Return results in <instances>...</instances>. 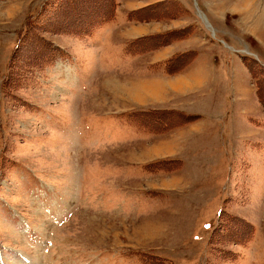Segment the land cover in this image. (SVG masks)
I'll use <instances>...</instances> for the list:
<instances>
[{
  "label": "rangeland",
  "instance_id": "1",
  "mask_svg": "<svg viewBox=\"0 0 264 264\" xmlns=\"http://www.w3.org/2000/svg\"><path fill=\"white\" fill-rule=\"evenodd\" d=\"M0 264H264V0H0Z\"/></svg>",
  "mask_w": 264,
  "mask_h": 264
},
{
  "label": "trees",
  "instance_id": "2",
  "mask_svg": "<svg viewBox=\"0 0 264 264\" xmlns=\"http://www.w3.org/2000/svg\"><path fill=\"white\" fill-rule=\"evenodd\" d=\"M83 21H84V20H81V19H80V20H78V21H77V20H75V22H76V23L80 24V27H81V25H82L81 23H82ZM89 27H91V25H90ZM68 30H71V29H68ZM251 59H253V58H251ZM161 112H162V111H161ZM165 112H168V113H169V111H168V110H167V111H165ZM160 114H161V113H160ZM163 117L165 118V116H163ZM133 119H134V120L137 122V120H136L137 118H133ZM158 120H159V118H158Z\"/></svg>",
  "mask_w": 264,
  "mask_h": 264
}]
</instances>
